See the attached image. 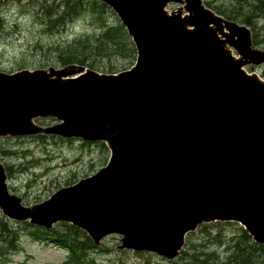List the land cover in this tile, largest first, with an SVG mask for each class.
<instances>
[{
	"label": "water",
	"instance_id": "water-1",
	"mask_svg": "<svg viewBox=\"0 0 264 264\" xmlns=\"http://www.w3.org/2000/svg\"><path fill=\"white\" fill-rule=\"evenodd\" d=\"M98 1L126 29L134 65L0 71V137L104 141L109 159L31 206L9 192L0 162L1 212L45 228L69 222L95 245L120 235L119 249L168 260L188 232L216 220L264 244V81L244 70L264 63V50L202 0ZM44 118L55 122L34 121Z\"/></svg>",
	"mask_w": 264,
	"mask_h": 264
},
{
	"label": "rangeland",
	"instance_id": "rangeland-1",
	"mask_svg": "<svg viewBox=\"0 0 264 264\" xmlns=\"http://www.w3.org/2000/svg\"><path fill=\"white\" fill-rule=\"evenodd\" d=\"M81 12L63 29L49 30L43 15L47 10H60L62 0H1L0 2V71L13 72L27 68L29 70L60 67L55 48L74 37L83 34L95 39L106 27L119 22L115 13L107 7L101 15L92 11V0H75ZM210 5L221 3L230 6L235 0H205ZM75 3V2H71ZM243 9L247 10L243 1ZM72 5V4H70ZM174 8V6L169 7ZM50 21H53L51 18ZM257 47L264 49V16L256 15ZM104 26V27H103ZM254 34V31L252 32ZM104 59H99V72L109 73L130 68L136 54L121 57L112 51L105 52ZM108 68L103 71L102 68ZM248 72H256L264 79V64L247 66ZM115 71V72H116ZM48 125L50 122H39ZM1 161L7 168V185L12 194L21 198L25 206L34 205L47 199L62 187H66L81 178L95 173L103 167L109 157V151L102 142L85 143L74 139L58 137L23 136L0 138ZM5 223L12 236L18 241L15 251L9 248L8 236L1 225ZM26 223V224H25ZM27 222H16L2 215L0 211V264H60L68 256L66 247L57 245L52 239H36L31 235L33 227ZM241 226L236 222H212L199 227L187 235L183 259L167 261L153 252L119 250V236L109 235L103 239L102 247L88 249L87 256L97 264H194V253L218 254L223 264L234 242L241 233ZM62 231L63 227L61 226ZM259 253L258 256H261ZM261 260V258H260Z\"/></svg>",
	"mask_w": 264,
	"mask_h": 264
},
{
	"label": "trees",
	"instance_id": "trees-1",
	"mask_svg": "<svg viewBox=\"0 0 264 264\" xmlns=\"http://www.w3.org/2000/svg\"><path fill=\"white\" fill-rule=\"evenodd\" d=\"M240 1L245 2L247 10L243 9L244 7L242 4H236ZM90 2L92 11L97 12L98 15H101L104 9H107V6L99 3V1L92 0ZM79 3L80 2L77 3L75 0H64L60 10H47L43 15L47 16L45 20L48 29H63L66 25L65 23L71 21L75 14L81 12V9L78 8ZM205 4L211 7L210 2L205 1ZM226 5L227 4L224 3L219 5L216 4L213 5L212 8L218 14L232 20H238L254 29L256 25L254 21L256 15L264 16V0H235V3L231 2L230 6ZM51 18H53V21H50ZM104 50H107L105 52L112 51L114 55H119L121 57L135 54L133 44L120 23L115 26L104 28L95 39L88 35H79L70 42L58 45L55 48V53L57 62L60 65L75 63L98 70L100 69L98 60L104 59L102 57L104 56ZM101 70L106 71L108 68L104 67ZM115 71L116 68H111L108 72ZM39 137L44 138V136ZM61 226L64 231H62ZM1 229L9 239V248L7 251L17 250V238L12 236L11 231L8 230L5 223L1 225ZM31 234L37 239H52L56 241L58 245L64 246L69 250L68 257L60 264H97L94 259L87 256L86 251L94 247L90 238L82 230L69 223H58L49 231L34 227ZM237 238L240 240L234 242L230 247L231 252L223 264H264L263 245L254 243L242 228ZM259 253H262V255L258 256ZM187 255V251L183 250L178 259H183ZM191 257L195 261L194 264H222L221 261L219 262V256L215 251L210 253H194Z\"/></svg>",
	"mask_w": 264,
	"mask_h": 264
}]
</instances>
